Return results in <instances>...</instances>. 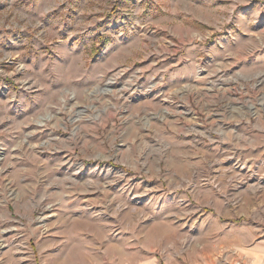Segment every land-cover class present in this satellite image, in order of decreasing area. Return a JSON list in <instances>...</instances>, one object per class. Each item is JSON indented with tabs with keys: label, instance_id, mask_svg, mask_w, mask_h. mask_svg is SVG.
<instances>
[{
	"label": "rangeland",
	"instance_id": "obj_1",
	"mask_svg": "<svg viewBox=\"0 0 264 264\" xmlns=\"http://www.w3.org/2000/svg\"><path fill=\"white\" fill-rule=\"evenodd\" d=\"M246 231L264 0H0V264H228Z\"/></svg>",
	"mask_w": 264,
	"mask_h": 264
},
{
	"label": "crops",
	"instance_id": "obj_2",
	"mask_svg": "<svg viewBox=\"0 0 264 264\" xmlns=\"http://www.w3.org/2000/svg\"><path fill=\"white\" fill-rule=\"evenodd\" d=\"M242 234H244V239L239 237L231 241V245L237 251L238 256L244 258L245 264H264V241H253L252 233L249 232L247 234V231ZM213 253V248L211 250L204 249L197 253L192 252L194 254L193 257L179 264H215L216 260ZM142 264H155V262L153 260H144Z\"/></svg>",
	"mask_w": 264,
	"mask_h": 264
},
{
	"label": "built area",
	"instance_id": "obj_3",
	"mask_svg": "<svg viewBox=\"0 0 264 264\" xmlns=\"http://www.w3.org/2000/svg\"><path fill=\"white\" fill-rule=\"evenodd\" d=\"M226 259H228V264H245L244 258L238 256L237 251H231V256L229 255Z\"/></svg>",
	"mask_w": 264,
	"mask_h": 264
},
{
	"label": "bare ground",
	"instance_id": "obj_4",
	"mask_svg": "<svg viewBox=\"0 0 264 264\" xmlns=\"http://www.w3.org/2000/svg\"><path fill=\"white\" fill-rule=\"evenodd\" d=\"M113 79H114V78H111L110 82H112V81H113Z\"/></svg>",
	"mask_w": 264,
	"mask_h": 264
}]
</instances>
